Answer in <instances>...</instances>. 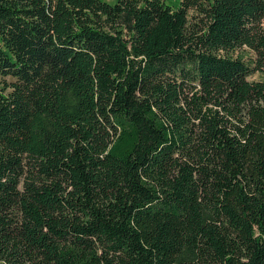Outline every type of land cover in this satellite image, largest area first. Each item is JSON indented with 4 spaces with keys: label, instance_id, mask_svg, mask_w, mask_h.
<instances>
[{
    "label": "trees",
    "instance_id": "obj_1",
    "mask_svg": "<svg viewBox=\"0 0 264 264\" xmlns=\"http://www.w3.org/2000/svg\"><path fill=\"white\" fill-rule=\"evenodd\" d=\"M0 42V264H264V0H0Z\"/></svg>",
    "mask_w": 264,
    "mask_h": 264
},
{
    "label": "rangeland",
    "instance_id": "obj_2",
    "mask_svg": "<svg viewBox=\"0 0 264 264\" xmlns=\"http://www.w3.org/2000/svg\"><path fill=\"white\" fill-rule=\"evenodd\" d=\"M105 1H107L109 3H113L114 2V0H105ZM180 2H181V0H169V3L172 6H174V7H178L180 5ZM0 46H1V42H0ZM242 55L245 57L246 60L250 59L253 56V54L250 53V51H247V50L244 51L242 53ZM249 80L252 81V82L264 81V75L256 74L253 77H251ZM13 81H14L13 78L8 77V78L5 79V78H2L0 76V90L5 87V84H4L5 82L10 83V82H13Z\"/></svg>",
    "mask_w": 264,
    "mask_h": 264
}]
</instances>
